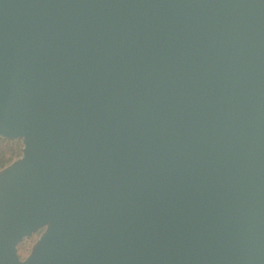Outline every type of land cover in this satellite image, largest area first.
I'll list each match as a JSON object with an SVG mask.
<instances>
[{
  "label": "water",
  "instance_id": "95a60500",
  "mask_svg": "<svg viewBox=\"0 0 264 264\" xmlns=\"http://www.w3.org/2000/svg\"><path fill=\"white\" fill-rule=\"evenodd\" d=\"M0 137V264H264V0H0Z\"/></svg>",
  "mask_w": 264,
  "mask_h": 264
},
{
  "label": "rangeland",
  "instance_id": "374dc122",
  "mask_svg": "<svg viewBox=\"0 0 264 264\" xmlns=\"http://www.w3.org/2000/svg\"><path fill=\"white\" fill-rule=\"evenodd\" d=\"M2 138V137H1ZM4 141H2V145L3 147H5L6 152L8 155H10L11 153H13L14 151H16L15 153H18L17 151H19L17 148L14 149V147H16L17 145L20 146V154L18 155H13V158L11 160H9L7 163L13 161L15 158L19 157L22 154V150H23V141L20 138L17 139H13L10 140L12 138H2ZM6 163V164H7ZM39 233L32 235L31 237H28L26 239H24L20 245H19V253L21 254V256L23 258H25L29 252L31 251L32 245L35 242V240L38 238Z\"/></svg>",
  "mask_w": 264,
  "mask_h": 264
},
{
  "label": "trees",
  "instance_id": "16d2710c",
  "mask_svg": "<svg viewBox=\"0 0 264 264\" xmlns=\"http://www.w3.org/2000/svg\"><path fill=\"white\" fill-rule=\"evenodd\" d=\"M13 140V139H10ZM2 141H4L1 137H0V167H3L4 165H6V163L11 160L13 158V155H18L20 154V146H16L14 147V149H18L19 151H17L18 153H15L16 151H14L13 153H11L10 155L7 154L5 147H3V145L1 144Z\"/></svg>",
  "mask_w": 264,
  "mask_h": 264
}]
</instances>
